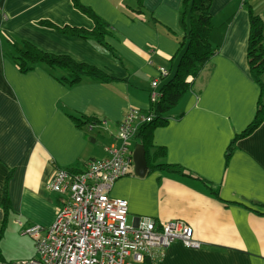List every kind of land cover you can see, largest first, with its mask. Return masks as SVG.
I'll use <instances>...</instances> for the list:
<instances>
[{"label": "crops", "instance_id": "0c3cea01", "mask_svg": "<svg viewBox=\"0 0 264 264\" xmlns=\"http://www.w3.org/2000/svg\"><path fill=\"white\" fill-rule=\"evenodd\" d=\"M79 1L109 25L107 47L38 26L47 20L92 30L93 22L73 0H0V224L5 194L11 201L0 240L4 263L36 258L37 253L9 258L3 249L15 229L22 237L29 227L54 222L59 198L48 184L55 172L85 170L106 158L105 149L118 145L116 132L127 113L151 109L149 93L159 69L169 71L161 90L179 63L183 0H140L141 9L138 0ZM246 3L264 25V0H213L212 42L220 49L168 123L154 131L152 144L166 152L161 162L177 166L180 174L148 169L140 177L133 160L130 174L109 191L128 202L130 225L147 217L192 228L201 248L176 242L159 264H264V122L228 154L232 140L255 119L261 99L246 53ZM9 40L69 56L114 81L69 86L58 80L65 74L40 65L22 74L2 50ZM101 119L109 121L108 128L88 132L87 125ZM138 144L137 138L131 142L133 153Z\"/></svg>", "mask_w": 264, "mask_h": 264}, {"label": "built area", "instance_id": "2783aa9c", "mask_svg": "<svg viewBox=\"0 0 264 264\" xmlns=\"http://www.w3.org/2000/svg\"><path fill=\"white\" fill-rule=\"evenodd\" d=\"M159 72L152 82L150 104L161 99L159 80L169 75L165 68ZM151 121L149 112L131 109L119 123L118 145L105 149L106 158L90 162L81 173L58 169L48 184L59 198L54 222L48 228L32 226L24 232L36 243V258L0 264H159L165 250L176 242L201 248L192 228L181 221L160 223L142 217L136 226L130 225L128 202L109 196L114 182L130 174L129 144L140 127ZM108 124L107 119L96 120L87 130L107 129Z\"/></svg>", "mask_w": 264, "mask_h": 264}, {"label": "trees", "instance_id": "16d2710c", "mask_svg": "<svg viewBox=\"0 0 264 264\" xmlns=\"http://www.w3.org/2000/svg\"><path fill=\"white\" fill-rule=\"evenodd\" d=\"M138 2L140 5L138 7L141 9L142 3H140V0ZM212 3L213 0H183L181 4L179 26L183 31V37L179 42L180 58L178 66L173 79L161 88V99L158 103L156 102L150 106L149 115L152 121L143 124L137 134L139 144H142L146 151L145 157L149 171L159 170L170 174H180V169L177 166L172 167L161 162L165 158L164 155H166L165 149L155 147L152 144V138L157 128L159 129V127L168 123L171 113L176 111L185 96L193 90L196 79L199 78L220 49V46L212 42L216 32V26L213 17H211ZM245 6L250 19L249 39H247L248 48L246 51L248 65L253 79L260 86L261 99L255 119L242 134L232 140L228 154H231L238 140L251 136L264 122V103L261 102L264 92V85L261 81V76L264 74V25L261 18L254 14L247 3ZM73 7L93 22L94 28L92 30L71 26L59 27L47 20L38 22V26L53 29L63 36L82 39L105 47V40L109 35L107 22L92 9L84 6L79 0H73ZM6 46L8 48L4 50L10 51L9 53L5 51L4 55L13 62L22 74L29 73L40 65L47 67L51 71L50 73L60 72L65 74L59 77L58 80L69 86L82 83L83 80H92L104 84L114 81L99 69L93 68V66L77 63L69 56L45 53L29 42L22 41L19 45H15L9 40L6 41ZM78 125L83 126V123L78 121ZM67 171L81 173L84 170L69 168ZM3 209L4 219L0 224L1 236L6 231L11 211V201L7 194L3 199ZM3 261L0 251V262Z\"/></svg>", "mask_w": 264, "mask_h": 264}, {"label": "rangeland", "instance_id": "374dc122", "mask_svg": "<svg viewBox=\"0 0 264 264\" xmlns=\"http://www.w3.org/2000/svg\"><path fill=\"white\" fill-rule=\"evenodd\" d=\"M7 48L8 47L5 46L4 42H3L2 50L3 51H7V50H4V49H7ZM166 78H161L160 80H163V79H166ZM151 87H152V83H151ZM136 138H137V136H135L132 139V141H134ZM130 147H131V145H130ZM24 232L25 231H23V234H25ZM6 238H7L6 239V244H5V248L3 250H5V253H7L9 258H10V256L22 257V258L30 257L31 258L32 255H35V253H37L35 241L31 237H29L28 235H25V236L22 235V237H21V235H19V233L16 231V229L12 233H10Z\"/></svg>", "mask_w": 264, "mask_h": 264}, {"label": "water", "instance_id": "95a60500", "mask_svg": "<svg viewBox=\"0 0 264 264\" xmlns=\"http://www.w3.org/2000/svg\"><path fill=\"white\" fill-rule=\"evenodd\" d=\"M145 156L146 151L144 146L142 144H138L133 153V160L135 164V173L140 177H144L148 171V164Z\"/></svg>", "mask_w": 264, "mask_h": 264}]
</instances>
